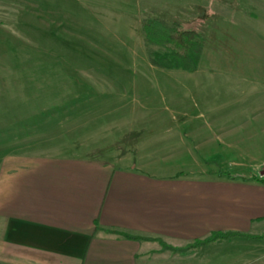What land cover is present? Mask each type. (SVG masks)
Returning <instances> with one entry per match:
<instances>
[{
	"label": "rangeland",
	"instance_id": "obj_1",
	"mask_svg": "<svg viewBox=\"0 0 264 264\" xmlns=\"http://www.w3.org/2000/svg\"><path fill=\"white\" fill-rule=\"evenodd\" d=\"M151 19L203 39L194 71L153 65L169 51L145 41ZM5 155L100 158L159 177H248L261 164L249 179H264V0H0Z\"/></svg>",
	"mask_w": 264,
	"mask_h": 264
},
{
	"label": "crops",
	"instance_id": "obj_2",
	"mask_svg": "<svg viewBox=\"0 0 264 264\" xmlns=\"http://www.w3.org/2000/svg\"><path fill=\"white\" fill-rule=\"evenodd\" d=\"M261 168L159 177L100 158L5 155L0 264H264V185L249 179ZM212 233L255 239L186 253L156 243L181 249Z\"/></svg>",
	"mask_w": 264,
	"mask_h": 264
},
{
	"label": "trees",
	"instance_id": "obj_3",
	"mask_svg": "<svg viewBox=\"0 0 264 264\" xmlns=\"http://www.w3.org/2000/svg\"><path fill=\"white\" fill-rule=\"evenodd\" d=\"M141 29L147 43L165 47L169 51L168 57L156 56L153 61L154 66L165 69L180 68L188 72H192L196 69L201 57L204 41L193 28H179V26L170 27L161 21L151 19L147 20ZM177 176L182 175L178 173ZM225 176L230 178L228 174H225ZM252 181L264 185V179L258 180L253 178ZM124 237L138 239L128 235H124ZM233 237L252 238L250 236L235 233H212L203 240L193 242L187 249L199 248L217 240H225Z\"/></svg>",
	"mask_w": 264,
	"mask_h": 264
}]
</instances>
